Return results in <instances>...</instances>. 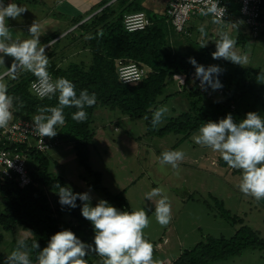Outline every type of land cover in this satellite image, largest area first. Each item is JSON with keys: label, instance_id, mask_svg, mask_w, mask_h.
Here are the masks:
<instances>
[{"label": "trees", "instance_id": "16d2710c", "mask_svg": "<svg viewBox=\"0 0 264 264\" xmlns=\"http://www.w3.org/2000/svg\"><path fill=\"white\" fill-rule=\"evenodd\" d=\"M32 1L34 0H17L18 3ZM228 6L229 15L225 21L236 23L235 20L241 19L238 3L233 1L228 3ZM99 7V11L93 12L87 20L76 26L81 31L78 46L87 50L89 61L70 60L66 57L67 62L62 63L64 55L53 56L52 52L49 55L51 58L48 67L54 79L66 77L73 81L78 94L83 89L96 93V104L86 109L88 119L76 122L72 119V113L77 109L65 108V124L57 128L56 135L59 138L58 145L63 137L72 142L79 164L89 174H93V171L87 159V146L94 137L95 128L92 124L98 108L116 110L131 120H143L148 135L163 137L166 134H175L180 135L179 141L198 132L204 122L218 121L229 113L234 120L243 119L250 111L264 115V70L260 66H242L225 60L223 63L228 65L229 69L221 68L219 79L223 87L218 89L221 93L210 87V95L202 93L192 79V75L195 76V67L189 63L188 58L194 57L205 67L214 65V62L220 60L212 58L219 36L212 34L208 45H193L191 50H184L179 41L181 38L189 40V36L175 32L167 21L166 8L163 14L158 15V11L155 13L153 7L145 6L144 0H103ZM135 11L145 12L150 24L143 30L127 32L123 27V16ZM210 18L216 22L211 15ZM82 19L81 16L72 18L70 25L77 24ZM173 31L176 34L170 39ZM57 36L58 33L54 32L48 35L43 43H48ZM244 36V33L238 32L235 37L236 46L244 47ZM260 36H264V31ZM175 43H178L177 47ZM119 60L125 63H139L146 66L148 72L136 83H122L117 73ZM6 79L9 82V93L18 98L14 102L12 120L33 119L40 107L56 106L58 103V94L49 99L38 98L31 92L30 84L36 77L30 72L19 71L16 79ZM171 85L174 86V91H166ZM171 95L182 96L185 109L176 116L165 119L163 125L152 127V113ZM26 156L28 173L32 179L30 184L20 187L14 178L0 176V227L12 234V251L15 250L17 241L24 239L29 246L28 252L33 264H38L36 257L39 249L31 248L32 242L36 240L42 249L51 235L62 229H71L83 241L92 243L94 228L81 214L82 202L78 199L75 208L62 206L59 203L57 185L71 187L77 193L81 192L63 175L51 174L49 151L30 149ZM218 163L222 167L228 166L221 157L218 158ZM233 173L241 174V171L235 169ZM94 175L96 181L89 182L90 187L104 192L105 200L118 209L131 210L124 196L125 190L111 194L99 185V174ZM216 206L220 216L232 224H239L233 235H207L191 249L183 250L172 264L225 262L249 247L264 250V237L259 231L244 224L242 216L231 214L220 200H216ZM3 242L4 236L0 233V247ZM6 258L7 255L0 250V264H5ZM86 259L89 264H100L102 258L88 256Z\"/></svg>", "mask_w": 264, "mask_h": 264}, {"label": "rangeland", "instance_id": "374dc122", "mask_svg": "<svg viewBox=\"0 0 264 264\" xmlns=\"http://www.w3.org/2000/svg\"><path fill=\"white\" fill-rule=\"evenodd\" d=\"M167 1L151 0L157 4L155 6L158 7V15L163 14ZM68 4L66 2L62 7H66ZM147 5L151 7L150 4ZM47 9V7H42L37 3L34 11L24 12L22 16L26 21L31 18L34 19V17L38 19ZM205 18L214 26L207 27L208 29H205L207 34L202 35L195 31L196 27L191 25V22ZM212 20L209 14H199L193 17L188 22L191 37L189 40L184 38L185 41H179L181 48L183 43H186L184 50H191L194 48L193 45H208L210 36L212 34L219 36L221 32H228L235 39V31L224 27L227 21L224 20L219 23L217 20L216 22ZM236 25L239 31L245 34L246 42L244 41V47L235 46L234 50L237 53L248 55L249 62L247 65L260 66L264 70V36L256 39L250 37L249 30L241 19H237ZM25 32L28 30H22L23 34ZM175 34L173 31L170 39L174 38ZM177 44L175 43L176 47ZM65 55L62 63L67 62L66 57L70 60L89 61L87 53L79 57L76 56L78 54L68 50ZM225 60L227 59L220 58L219 61L214 62V65L229 69V66L223 63ZM174 89V86L171 85L166 91L173 92ZM161 106H167L169 111L159 126L163 125L168 117L176 116L185 109L182 96L177 95L168 97L159 107ZM94 120L92 124V127L95 128L94 137L87 146V159L93 174H89L79 164L73 144L66 137L62 138L59 145L65 149L66 152L62 150L63 155H65L61 161L58 160L59 164L54 166L50 163V170L59 175L62 173L61 175L66 177V180L79 192L89 191L93 206L99 199H105L104 192L90 187L88 184L96 181L94 174L98 173L100 176L99 185L106 188L111 194H118L125 190L124 196L127 198L131 209L139 207L148 209L149 224L157 231H161L154 238L150 233L147 237L153 244V259L155 261L163 257H169L173 260L179 249H182L181 252L185 249H191L207 235L215 237L232 236L239 224H232L218 214L216 200H220L223 207L229 210L231 214L242 216L244 224L259 231V234L264 237L263 199L257 201L239 190L241 174L233 173L235 169L229 166H220L218 163L219 153L196 144L193 137L198 132L182 141H179L180 137L178 138L175 134H166L163 137L151 136L147 134L143 120H131L122 116L118 111L106 107L98 108ZM168 150L184 152V159L178 161V169H173L171 165L162 166L159 163L161 154ZM49 153L53 157L52 152L49 151ZM158 186L166 190L171 201L172 214L167 225L159 224L155 218V205L158 198L154 197L152 201L144 199L146 193ZM151 227L149 232L152 230ZM0 233L4 236L0 250L8 256L12 252L11 241L13 236L1 227ZM176 235L179 236L180 242ZM90 257L96 259L95 254L90 255ZM210 264H264V250L249 247L226 263L221 261Z\"/></svg>", "mask_w": 264, "mask_h": 264}, {"label": "clouds", "instance_id": "9594fccd", "mask_svg": "<svg viewBox=\"0 0 264 264\" xmlns=\"http://www.w3.org/2000/svg\"><path fill=\"white\" fill-rule=\"evenodd\" d=\"M218 5L219 0H214L203 14H216ZM26 10L15 0H9L7 4L5 0H0V65H5V56L13 58L9 70L0 72V129L6 128L13 119L14 102L18 100L9 93L6 78L16 79L18 70L25 71L37 78V83L33 85L37 96L51 99L58 94L56 106L40 107L38 114L33 117L37 134L52 138L57 135V128L65 124V108L75 107L77 111L72 113V119L84 122L88 119L86 109L96 104L97 96L87 89L80 90L78 94L76 84L66 77H51L46 47H50L55 40L49 41L47 45L41 43L42 33L35 22L28 28L31 38H13L8 19H18ZM199 31L202 35L207 34L204 26H200ZM235 46L236 40L228 32L219 33L212 58H224L242 66L247 65L248 55L237 53ZM188 59L195 67V76L201 88L218 90L223 87L219 79L222 72L219 65L205 67L194 57ZM168 111L167 106L156 109L151 116V126H159ZM193 139L196 144L219 153L230 168L241 171L238 188L243 194L257 201L264 199V115L250 111L243 119L234 120L229 113L218 121L204 122ZM183 159V151L168 150L161 154L159 163L178 169V161ZM57 188L62 206L75 208L78 199L82 202L81 214L94 228L93 242L83 241L71 229H62L51 235L42 249L34 240L31 248L39 249L36 257L38 264H89L86 257L92 254L102 258L100 264H157L153 259V244L144 232L150 223L148 209H118L105 199H99L93 206L89 191L77 193L71 187L60 185ZM154 197L158 198L155 218L159 224L167 225L172 214L170 198L166 190L159 186L146 193L144 199L152 201ZM28 247L24 239H19L5 264H33Z\"/></svg>", "mask_w": 264, "mask_h": 264}, {"label": "built area", "instance_id": "2783aa9c", "mask_svg": "<svg viewBox=\"0 0 264 264\" xmlns=\"http://www.w3.org/2000/svg\"><path fill=\"white\" fill-rule=\"evenodd\" d=\"M233 1L238 3L240 18L247 26L251 37L258 38L264 31V0H219L217 13L210 15L218 22H223L229 15L228 3ZM213 2L214 0H170L166 7L167 21L175 32L186 34L190 18L203 14ZM122 23L127 32H135L145 29L150 24V20L145 12L135 11L124 14ZM147 72L146 66L134 61L125 63L119 60L117 64L118 77L122 83H136L142 80ZM51 77L53 78L52 75ZM192 79L202 93L211 94L208 88L200 87V81L196 76L192 75ZM36 83L37 78L31 81L30 90L40 98L33 90V85ZM218 92L221 93V90ZM58 144V136L49 138L38 135L33 119L11 120L6 128L0 129V176L14 178L20 187L30 184L32 179L28 173L26 153L30 149L47 152ZM158 264H169V262L162 261Z\"/></svg>", "mask_w": 264, "mask_h": 264}, {"label": "crops", "instance_id": "0c3cea01", "mask_svg": "<svg viewBox=\"0 0 264 264\" xmlns=\"http://www.w3.org/2000/svg\"><path fill=\"white\" fill-rule=\"evenodd\" d=\"M15 1H16V3H18L17 0H15ZM102 1L103 0H34L30 3L29 2H19L18 4L27 8V10L25 12L34 11V7L36 6L37 3H39V5H41L42 7H47L48 9L38 19L33 16L34 19L31 18L28 21H26L25 18L22 16L23 14H21V16L18 19L9 18L8 19V25L10 27V31H11L13 38L19 39V40L31 38L29 35V32H25V34H23L22 30H26V29L28 30V28L34 22L37 24V26L41 30V33H42V35L40 36L41 43H43V39H45L48 35H50L54 32H57V33L59 32L58 36H59V34H60V36L59 37L57 36L56 38L53 39L55 41L53 43H51L50 47H46V54L49 56L53 52L54 53L53 56H55V55H57V56L62 55L63 56L64 55V57H65L66 56L65 52L70 50V51H72V53L78 54L76 56L80 57V55L81 56L85 55L87 53V50H85V49L83 50L80 47L77 48V46L79 45V40L81 38V31L78 30L76 26L78 24H80L81 22L87 20L93 14V12L99 11L101 9V7H99V4ZM155 1H157V0H155ZM169 1L170 0H168L166 2L167 5H168ZM8 2H9V0H5V4H7ZM66 2H68L69 4L66 5V7H62L64 4H66ZM144 4L146 6H148L147 4H150L151 8L153 7V9H155V13H157L158 7L155 6V5H157L155 2H151V0H144ZM167 5L164 6V9L167 7ZM77 16H81V17H83V19L77 24L70 25L71 19L76 18ZM192 18H190V20L188 22H190ZM235 21L237 23V20H235ZM236 23L235 22L233 23V22H231V20H228L226 25H224V27L226 29L231 28L233 31H235L236 36H237L239 29L237 28ZM188 24L186 27V31H187L186 35L189 36V39H190L191 34L189 32L190 28H189ZM191 25H193V26L195 25V27H196L195 31H198V32H200L199 31L200 26H204L205 29H208L207 27H210V26L213 27L214 26V24H211V22L206 20V18L202 19V20L197 19V20L191 22ZM183 39L184 38H181V41H185ZM43 44L47 45L48 43H43ZM185 45H186V43H183L182 47L184 48ZM180 46H181V44H180ZM81 50H83L85 53ZM81 52H83V54H81ZM49 58H51V57H49ZM79 60H81V59H79ZM79 60H77V61H79ZM12 62H13V58L10 56H6L5 61H4L5 65H0V71L3 70L1 72H4L5 70H8V67L11 66ZM18 72H19V70H18ZM115 128H117V127H115ZM128 135H130V133H128ZM177 136L180 137V135H177ZM138 138H140V137H138ZM62 150L65 151L63 146H59V145L56 148H53L51 150L54 158L51 156V162L50 163H52L54 166L59 164V161H61L63 159L65 154L63 155ZM55 153H56V155H55ZM50 169L51 168L49 166V171L51 172ZM51 174L59 175L55 171L51 172ZM126 200H127V198H126ZM127 202H128V200H127ZM150 227H151V224H149L147 230L144 231L146 238L149 236L148 233L153 235V238L158 236L161 233V231H157L154 227H151L152 230H151V232H149ZM164 235H165V232H164ZM176 236H177L178 241L180 242L179 236L178 235H176ZM147 239H149V238H147ZM162 246H163V244H162ZM181 250L182 249H179L177 251V253L173 257V260H175L179 256V254L181 253ZM173 260H171L169 257H163L162 259L157 260V264L159 262H162V261H168V262H171L170 264H172ZM226 262L227 261H225V262L223 261V263H226Z\"/></svg>", "mask_w": 264, "mask_h": 264}]
</instances>
